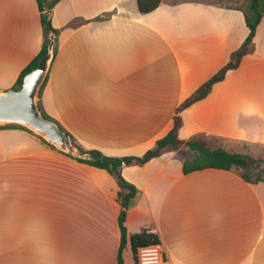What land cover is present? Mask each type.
Listing matches in <instances>:
<instances>
[{"label":"crops","instance_id":"crops-1","mask_svg":"<svg viewBox=\"0 0 264 264\" xmlns=\"http://www.w3.org/2000/svg\"><path fill=\"white\" fill-rule=\"evenodd\" d=\"M41 15L37 0H0V91L41 52ZM52 24L59 34L43 110L85 148L111 156L152 148L249 33L242 8L207 0H161L150 12L138 0H59ZM182 119L185 142L264 147V16L253 50ZM182 149L123 167L138 190L124 264H135L132 235L148 229L166 264H264V181L214 167L185 172ZM119 189L107 170L29 130L0 127V264H118Z\"/></svg>","mask_w":264,"mask_h":264},{"label":"trees","instance_id":"trees-1","mask_svg":"<svg viewBox=\"0 0 264 264\" xmlns=\"http://www.w3.org/2000/svg\"><path fill=\"white\" fill-rule=\"evenodd\" d=\"M37 1L42 11L41 20L45 32V41L41 52L21 73L20 77L13 86L14 88H20L22 86L24 76L38 65L40 58L47 52L48 45L50 42L49 35L51 32H54L56 35V42L54 47L55 53L57 50V35L59 34V30L55 28L52 24V9L59 0ZM45 1H47V7L44 4ZM160 3L161 0H138V6L141 12L153 11L159 6ZM244 13L245 21L249 28V33L246 39L236 50L232 52L229 61L219 71H217L205 83H203L193 94H191L183 102H181V104L176 109L172 129L165 136L158 139L155 145L152 148L148 149L142 155L111 156L105 154L97 148H85L72 133H70L65 127L60 124L59 121L47 115L43 110V107L40 102V97L42 96L44 87L47 83L48 76L44 81L40 89L38 101L39 108L44 114V116L51 118L55 122H57L64 131L68 132L72 136L74 143L79 148L91 153L93 156V159H77L78 161L105 169L117 179L118 185L120 187L118 191V200L121 204L119 224L122 231V242L118 257V264H124L122 253L127 242V228L125 226V220L127 217L128 208L132 200L136 197L138 191L137 187L133 183L125 179V177L123 176L122 169L124 166L143 165L149 160L160 156L165 151H175L184 146V148H186L189 152V155L184 160L185 172L214 167L235 170L243 178L251 182L264 181V177H262L261 175L253 176L250 171V166H253L255 162V158L252 155L240 151L230 152L223 147L212 148L209 146L208 142L205 139L199 137H194L186 142L179 138V130L183 124L182 112L195 102L207 97L212 91L213 86L217 82L224 80L229 70L238 68L241 64L243 57L253 50V42L256 35L257 27L261 22L262 17L264 16V0H251L249 10H244ZM0 127H19L29 130L28 128L18 124L0 125ZM29 131L34 133L31 130ZM34 134L37 135L36 133ZM37 136L40 137L46 143H48L51 147L57 149L54 145L47 142L41 136ZM131 242L134 253L140 246L160 243L156 235L147 233L146 231L132 235Z\"/></svg>","mask_w":264,"mask_h":264},{"label":"water","instance_id":"water-1","mask_svg":"<svg viewBox=\"0 0 264 264\" xmlns=\"http://www.w3.org/2000/svg\"><path fill=\"white\" fill-rule=\"evenodd\" d=\"M44 4L47 7L46 1ZM49 37L47 52L40 58L38 65L24 76L22 86L0 91V125H22L76 159H93L91 153L79 148L72 136L53 119L44 116L39 108L40 89L54 59L56 35L51 32Z\"/></svg>","mask_w":264,"mask_h":264},{"label":"rangeland","instance_id":"rangeland-1","mask_svg":"<svg viewBox=\"0 0 264 264\" xmlns=\"http://www.w3.org/2000/svg\"><path fill=\"white\" fill-rule=\"evenodd\" d=\"M47 1H50V0H47ZM171 1H181V0H171ZM207 1L219 2L222 4H233V5H236L240 8H242L245 11L249 10L250 2H251V0H207ZM38 101H39V98H38ZM247 149L248 150L244 153L250 154L255 158V162H254L253 166H250L251 173L253 174V176L261 175L262 177H264V147L263 146H257V145H249ZM63 153H65V152H63ZM188 155H189V152L186 148L181 150V156L187 157Z\"/></svg>","mask_w":264,"mask_h":264},{"label":"built area","instance_id":"built-area-1","mask_svg":"<svg viewBox=\"0 0 264 264\" xmlns=\"http://www.w3.org/2000/svg\"><path fill=\"white\" fill-rule=\"evenodd\" d=\"M152 229H148L151 233ZM135 264H166V254L161 243L140 246L134 253Z\"/></svg>","mask_w":264,"mask_h":264}]
</instances>
